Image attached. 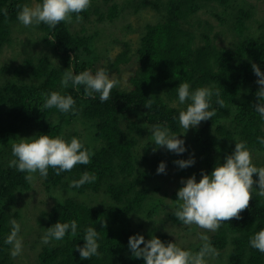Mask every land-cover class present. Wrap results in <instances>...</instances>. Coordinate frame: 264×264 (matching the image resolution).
I'll return each instance as SVG.
<instances>
[{
    "label": "trees",
    "instance_id": "obj_1",
    "mask_svg": "<svg viewBox=\"0 0 264 264\" xmlns=\"http://www.w3.org/2000/svg\"><path fill=\"white\" fill-rule=\"evenodd\" d=\"M137 1L136 11L149 7L158 19L144 26L132 56L130 44L123 42L115 59L99 66L94 36L72 32L71 24L61 22L55 28L39 25L42 44L51 50V56L41 51L15 66L0 65V264H17L10 255L12 245L4 241L12 228L10 222L20 219L19 213L12 211L32 187L25 179L26 173L8 166L15 159L11 145L20 138L59 135L70 141L76 137L94 152L90 164H78L59 176L50 168L48 177L42 178L52 201L38 220L43 235L57 222L76 220L78 227L75 237L68 233L62 241L43 244L36 264H145L143 258L132 256L128 248L130 236L143 235L146 241L155 236L167 244L171 240L164 225L168 222L174 227L185 226L174 216L177 195L161 188H156L158 193L151 191L172 163L162 151L151 153L152 139L146 141L143 153L139 151V137L145 129L134 117L142 115L150 126L167 124L177 137L181 136L178 115L186 108L178 100L181 83H188L190 91L206 86L219 88L225 102L221 108L216 97L212 98L216 115L193 129L190 143H185L186 151L178 154L187 159L193 150L198 156L197 164L188 172L195 178H201V171L210 174L233 153L235 142L240 140L246 141L252 150L253 163L264 166V145L257 142V137H264V119L254 109L260 86L251 67L254 63L264 72V35L250 33L244 22L251 16L244 9L239 10L235 30L240 37L232 47L225 48L213 43L211 30L198 38L193 28L203 9L213 3L226 8L231 0ZM24 4L26 0H0V10L6 8L8 12L5 17L0 11V56L12 42L19 23L18 6ZM103 8L106 10L102 11ZM121 12L122 6L116 0H91V7L80 15L88 19L95 14L100 22H113ZM52 38L55 40L50 43ZM129 62L135 64L128 78L129 88L118 84L111 99L105 102L100 101L99 94L86 98L84 86L69 84L65 88L60 84L66 69L74 74L85 70L94 74L100 68L119 72ZM52 91L71 95L77 113L42 109L41 94ZM148 99L153 101L150 109L145 107ZM259 155L261 163L255 160ZM161 162L165 172L157 173ZM85 171L95 173L96 181L71 187V182L80 179ZM35 177L40 176L37 173ZM253 179L258 180V176L254 174ZM240 215L241 219L222 224L211 243L218 251L230 247L229 264H264V253L249 244L250 238L264 229V197L254 192L248 209ZM101 219L106 221L105 228L101 227ZM88 227L100 232V255L81 259L75 246L83 247Z\"/></svg>",
    "mask_w": 264,
    "mask_h": 264
},
{
    "label": "clouds",
    "instance_id": "obj_2",
    "mask_svg": "<svg viewBox=\"0 0 264 264\" xmlns=\"http://www.w3.org/2000/svg\"><path fill=\"white\" fill-rule=\"evenodd\" d=\"M20 7L17 20L25 27L47 25L55 28L61 22L71 24L73 14L77 22L82 21L80 13L87 11L91 7V0H42L32 6L24 4ZM7 17V9L0 10ZM55 38L49 40L53 42ZM256 83L260 86L256 92V104L254 109L264 119V72L256 64L251 65ZM61 86L67 88L69 84L73 87L84 86V96L95 98L94 94H99L101 102L111 99L112 91L120 84V80L109 76L105 68L98 69L94 74L91 70H85L74 74L71 69H66L60 80ZM178 100L186 108L179 111V125L183 129L181 134L186 133L190 128L198 126L202 121L211 120L216 115V109L212 107V98L216 97V104L223 108L224 100L221 99L219 88L214 86L198 87L190 91L188 83H181L178 86ZM44 103L42 109L56 108L59 112L77 113L76 101L71 95H62L58 91L42 93ZM153 101L148 99L145 106L150 109ZM40 110V109H39ZM148 130L151 132V139L156 147L163 146L168 151L182 154L186 151L185 141L177 138V134L170 130L167 124H153ZM257 142L264 145V137H257ZM11 154L15 159L9 161L10 168H16L18 172L26 173L25 179L32 182L35 174L46 179L49 169L54 170V174L59 176L62 172H70L76 165H88L94 152L85 148L83 142L76 137L70 141L62 136L52 137L50 135L32 136L30 138H20L11 145ZM179 168L184 169L195 163L194 157L187 160L174 161ZM165 172V164L161 162L157 168V173ZM254 174L258 180H254ZM97 179L95 173L85 171L80 179L73 180L71 187L79 188L87 183H93ZM183 185L177 191L176 211L174 216L183 225L192 226L203 230L198 233L202 242L197 251L179 246L176 242L165 244L159 238L145 240L143 235L130 236L128 248L134 258H143L145 264H212L216 261L220 252L212 245L207 232H216L222 224L227 221L241 219V213L248 209L253 193L264 197V166H256L253 163L252 150L247 142L240 140L235 142V148L231 155L224 158L222 164L213 168L210 174L201 171L199 182L195 175L182 179ZM258 185V190L254 188ZM142 218V217H141ZM12 228L5 238L4 243L12 245L10 255L15 258L22 253L23 240L19 236L20 224L16 220L11 222ZM101 227L105 228L106 221L100 220ZM77 222H57L47 228L41 241L49 244L52 241H62L66 234L72 237L77 235ZM100 232L94 227L85 229L83 237V247L75 246L81 259H90L99 256L100 245L98 239ZM252 248L264 253V229L256 232L249 240ZM143 245V247H141Z\"/></svg>",
    "mask_w": 264,
    "mask_h": 264
},
{
    "label": "rangeland",
    "instance_id": "obj_3",
    "mask_svg": "<svg viewBox=\"0 0 264 264\" xmlns=\"http://www.w3.org/2000/svg\"><path fill=\"white\" fill-rule=\"evenodd\" d=\"M116 1L122 6V12L113 22H100L98 15L91 14L88 19L82 18L80 22L73 19L71 23L72 32H83L94 36V41L96 40V55L99 61L97 64L99 66L113 61L121 52L123 42H128L130 44V56H132L139 45L144 26L158 19L155 11L149 7L136 11L135 5L138 2L137 0ZM26 2L29 6H32L34 3H39L37 0H26ZM226 8L217 3H213L198 13L193 28L198 38L211 30V37L216 46L225 48L232 47L240 37L235 30L236 17L240 9H244L251 16L244 22L249 28L250 33L257 36L264 35V0H231ZM105 10L106 8L102 9V11ZM198 25H200V27ZM42 43V34L39 30V26L25 27L19 22L15 28L12 42L6 48L4 47L2 51L0 65L3 66L7 64L15 66L25 59V57L36 55L41 51L47 52L48 55L51 56V50L46 48ZM134 69V62H129L125 67H120L119 72L111 69L109 71V76L111 77L112 75L119 79L120 87L128 89V78ZM134 117L139 120L140 127L145 129L144 135L139 137V151L143 153L146 141L151 139V132L148 130L150 125L146 123L142 115L137 114L134 115ZM199 127H201V123L194 128L188 129L186 133L181 134V136L177 138L183 139L185 143L189 144L191 132L193 129ZM187 146L192 147L191 145ZM154 147L156 146L153 142V148ZM160 151H162L167 158L171 159L172 165L166 170L157 185L151 187V191L158 193L156 188H161L163 192L176 194L179 188L183 186L180 181L182 179L186 180L192 176L188 171H191L190 167H195L198 162V156L191 150L187 155V159L192 156L194 157L195 163L190 167L181 169L174 161L187 159H181L178 154L168 151L163 146L157 147L156 150L151 151V153ZM255 160L261 163L262 155L256 156ZM199 180L200 178L196 177V181L199 182ZM31 185V189L12 211L18 212L20 215V219L17 222L20 224L19 236L23 240L22 253L15 257L17 264L37 263L38 253L44 244L41 241L43 230L39 227L38 220L41 213L47 211L52 205L51 197H49V192L43 185L42 178L35 177ZM256 189L258 190V185H256ZM168 200H170V198H168ZM160 218L163 219V217ZM164 228L165 231H168L171 242H176L179 246L190 247L193 251H197V248L202 243L198 233H201L203 230L197 228L195 225L174 227L167 222ZM215 233L216 232H207L205 234L211 239ZM229 248L230 247H227L219 251V258L212 262V264H229L227 260Z\"/></svg>",
    "mask_w": 264,
    "mask_h": 264
}]
</instances>
